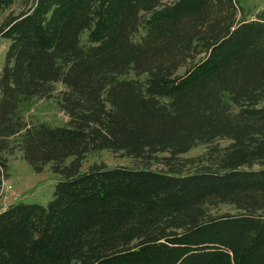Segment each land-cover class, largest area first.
I'll use <instances>...</instances> for the list:
<instances>
[{"label":"trees","instance_id":"1","mask_svg":"<svg viewBox=\"0 0 264 264\" xmlns=\"http://www.w3.org/2000/svg\"><path fill=\"white\" fill-rule=\"evenodd\" d=\"M19 1L0 25V175L18 136L32 168L49 163L60 179L46 205L0 211V264H264V11L250 16L240 0ZM130 72L145 78H122ZM52 97L64 125L21 114ZM216 139L230 143L184 172L180 154ZM100 150L168 153L166 169L80 171ZM218 204L234 211L211 213Z\"/></svg>","mask_w":264,"mask_h":264},{"label":"rangeland","instance_id":"2","mask_svg":"<svg viewBox=\"0 0 264 264\" xmlns=\"http://www.w3.org/2000/svg\"><path fill=\"white\" fill-rule=\"evenodd\" d=\"M174 0H162L163 3H170ZM244 11L253 16L254 13L264 11V0H240ZM22 9V4L19 0L15 1L9 7L4 8L0 12V25L9 15H15ZM86 34L82 35V43L86 41ZM9 41L0 36V69L4 62L5 52ZM183 68L179 72H182ZM122 78H138L143 80L144 75L136 76L130 72ZM64 87L61 83H55V92L58 93ZM21 114L28 121H43L51 126L64 125L67 121L66 114L60 110L57 101L52 98H33L26 101L21 106ZM19 137L16 136L11 142V151L4 153L6 158L7 169L2 171L0 175V211L7 208L9 205L23 203H37L46 205L53 197V192L60 176L54 173L51 169V164H46L40 172H36L32 166L24 159L23 152L19 148ZM230 143L228 139H216L211 143L199 144L191 148L186 153L180 154V158L185 165L184 172L197 170L200 166L205 165L214 160V155H206L205 153L212 148L223 149ZM164 156L168 153H156L144 158H132L123 155L121 152H112L110 150H100L88 153L82 161L80 171H86L94 164H104L106 166H128V167H148L151 169L165 170L163 164ZM255 164L254 167H258ZM5 181L6 183H3ZM11 185V189H5L6 184ZM3 185V189H2ZM234 208L228 204H218L210 208V212L224 213L233 212ZM70 264H75L71 262Z\"/></svg>","mask_w":264,"mask_h":264},{"label":"built area","instance_id":"3","mask_svg":"<svg viewBox=\"0 0 264 264\" xmlns=\"http://www.w3.org/2000/svg\"><path fill=\"white\" fill-rule=\"evenodd\" d=\"M3 183H6V182L3 181ZM2 189H3V185H2ZM5 189H11V185L7 183Z\"/></svg>","mask_w":264,"mask_h":264}]
</instances>
